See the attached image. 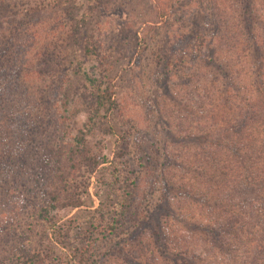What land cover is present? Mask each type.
Masks as SVG:
<instances>
[{
  "label": "rangeland",
  "instance_id": "374dc122",
  "mask_svg": "<svg viewBox=\"0 0 264 264\" xmlns=\"http://www.w3.org/2000/svg\"><path fill=\"white\" fill-rule=\"evenodd\" d=\"M233 5L0 0L2 99L20 107L15 118L23 114L36 123L21 137V124L2 130L24 144L13 150L19 160L0 173V264H184L180 256L196 250L206 254V264H226L221 250L202 248L198 230L177 216L207 222L192 198H182L197 188L196 172L185 161H199L210 174L202 187L215 181L210 154L201 156L192 139L205 130L212 106L209 97H196L194 55L217 31H234ZM235 51L246 80L245 52ZM15 69L20 76L5 80ZM98 88H108L118 106L95 114L86 144H76ZM89 151L108 161L94 166ZM118 202L123 218L114 211ZM162 229L167 241L157 234Z\"/></svg>",
  "mask_w": 264,
  "mask_h": 264
},
{
  "label": "trees",
  "instance_id": "16d2710c",
  "mask_svg": "<svg viewBox=\"0 0 264 264\" xmlns=\"http://www.w3.org/2000/svg\"><path fill=\"white\" fill-rule=\"evenodd\" d=\"M233 3L236 21L234 31H217L204 52L197 51L194 55L197 66L194 79V84H197L194 89L196 97L199 100L209 97L212 106L204 110L210 120L205 130L199 128L192 139L194 148L201 156L210 154L211 177L215 181L202 187L201 183L210 174L200 168L199 161L193 165L185 161L196 172L197 188L193 192H186L182 198H192L198 213L205 214L207 222L191 223L184 214H178L177 217L190 230H198L196 241L201 242L202 248L211 244L212 249L221 250L226 264H264V164L261 165L264 162L258 154L259 148L264 149V0H233ZM214 4L213 9L218 8L216 2ZM160 13L161 18L167 16L163 9ZM236 49L242 54L245 52L244 60L249 66L246 80L241 79L242 61ZM208 50L212 51L211 56H208ZM4 76L5 80L10 77L16 79L20 73L15 69ZM85 76L89 82L95 81L89 79L87 74ZM6 88L8 90L9 85ZM5 91L0 90V134L4 135L0 137V173L5 170V163L14 164V161L19 160L12 157L13 150L24 144L22 140L20 144L17 139L11 140L2 130L7 131L12 125L21 124L16 134L21 137L36 124L35 121L27 122L23 114L19 119L13 116L20 112V107L5 105L2 99ZM92 104L93 111L88 115L89 122L85 124V130L79 131L74 138L76 144H86L85 136L93 128L95 114L101 109L108 111L110 107L113 109L118 106L108 88H98ZM53 120L58 122L57 119ZM88 154H92L90 163L94 166L107 160L105 156L90 151ZM111 166L113 175L117 177L118 166L113 163ZM79 204L75 202L72 206L77 207ZM165 207L171 211L169 203ZM48 208L43 209L45 214H40L43 219L48 216ZM114 211L118 218H123L122 202H118ZM157 234L163 240L169 238V232H164V229L157 231ZM165 251L168 253L167 247ZM205 255H201L199 250L193 253L185 251L180 259L184 264H206Z\"/></svg>",
  "mask_w": 264,
  "mask_h": 264
}]
</instances>
